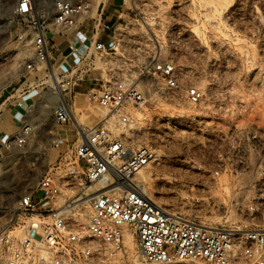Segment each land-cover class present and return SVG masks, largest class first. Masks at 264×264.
Here are the masks:
<instances>
[{
    "label": "rangeland",
    "instance_id": "374dc122",
    "mask_svg": "<svg viewBox=\"0 0 264 264\" xmlns=\"http://www.w3.org/2000/svg\"><path fill=\"white\" fill-rule=\"evenodd\" d=\"M35 2L37 15L50 25L54 0ZM114 3L118 5L119 0ZM143 3L146 5L126 18L129 25L124 32L122 57L109 56L94 62L101 70L94 71L93 76L129 81L146 95L144 105L127 109L131 126L126 130L115 127L114 116L109 122L112 131L130 144L155 150L156 161L141 174L140 181L158 206L207 228L235 234L264 232V171L251 173L255 184L249 183L248 175L243 179L229 173L218 179L213 175L223 164H247L254 159L253 154L264 155V0ZM14 10L15 0H0V107L24 83V64L34 53L29 23L17 17ZM154 34L160 39L156 49L152 44ZM152 52L172 62L181 80L205 91L199 106H189L183 90L167 101L152 95ZM41 89L30 95L39 100ZM78 101L81 103L82 98ZM9 103L0 111L3 141L16 132L10 121ZM100 110L93 105V110L86 111L76 125L90 128L113 115L102 110V117ZM31 121L41 127L25 149L8 152L0 148V233L19 220L20 198L37 188L60 157L47 133L54 126L51 110L35 113ZM64 130L69 145L74 146L79 141L75 126L70 124ZM247 133L262 137L249 143ZM65 152L66 144L61 150ZM102 188L67 189L62 199L86 202ZM251 205L259 211L249 212ZM76 212L72 221L85 227L79 221L82 214L89 223V203ZM128 254L134 259L126 263L138 264L136 245L133 251L128 248Z\"/></svg>",
    "mask_w": 264,
    "mask_h": 264
},
{
    "label": "built area",
    "instance_id": "2783aa9c",
    "mask_svg": "<svg viewBox=\"0 0 264 264\" xmlns=\"http://www.w3.org/2000/svg\"><path fill=\"white\" fill-rule=\"evenodd\" d=\"M115 1L54 0L51 24L46 25L36 13L35 0H15V15L28 22L33 33L34 53L24 64V83L2 103L0 111L9 101L41 87L39 103L31 114L51 110L54 126L47 133L60 157L37 188L20 198L19 220L0 233V264H127L134 259L128 254L129 236L136 243L138 264H264L263 231L235 234L207 228L166 211L147 196L140 177L156 161L154 149L115 135L110 118L90 128L76 125L88 111L83 109L82 116H76V107H82L85 100L116 116L115 127L122 130L132 124L127 109L147 101L129 81L92 75L101 70L94 63L98 59L122 57L129 25L126 18L146 5L143 0H120L122 11L114 19L110 9ZM159 42L154 34L155 49ZM160 58L161 54L152 52V95L167 101L183 90L185 102L199 106L205 91L181 80L176 66ZM70 124L79 138L74 146L69 145L64 130ZM40 127L38 122L22 120L10 139H0V148L8 152L25 149ZM246 135L249 143L262 137ZM65 144L67 152L61 153ZM253 158L256 163L249 159L242 165L223 164L213 175L216 179L223 173L240 179L248 175L249 183L255 184L251 173L264 171V155L253 154ZM97 185L104 190L77 202L80 207L89 203L90 209L89 223L80 227L72 221L77 215L76 201L62 199L63 192ZM258 211L254 205L249 207L251 213Z\"/></svg>",
    "mask_w": 264,
    "mask_h": 264
},
{
    "label": "crops",
    "instance_id": "0c3cea01",
    "mask_svg": "<svg viewBox=\"0 0 264 264\" xmlns=\"http://www.w3.org/2000/svg\"><path fill=\"white\" fill-rule=\"evenodd\" d=\"M121 11L122 10H121L120 0L118 5H116L115 3L112 4V7L110 9L112 18L115 19L117 14H119ZM63 49H65V46H63ZM9 102H10L8 105L10 107L9 114L11 115L10 121L12 122V125L14 126V130L16 131L22 120L24 119L31 120L32 117L31 110L38 105L39 100L31 96L30 94H27L20 99L12 100Z\"/></svg>",
    "mask_w": 264,
    "mask_h": 264
},
{
    "label": "bare ground",
    "instance_id": "6f19581e",
    "mask_svg": "<svg viewBox=\"0 0 264 264\" xmlns=\"http://www.w3.org/2000/svg\"><path fill=\"white\" fill-rule=\"evenodd\" d=\"M54 99H55V97H54ZM40 108H42L43 107V105H40L39 106ZM37 108V107H36ZM83 109H87V110H93V105L92 104H90L89 103V101L88 100H85L84 102H83V105H82V107H76V116L77 117H81L82 115V111H83ZM98 110V109H97ZM34 112V111H33ZM100 113H101V115H102V117H105V113H104V111H102V110H100ZM114 116H108V117H106V119H109L110 121H112V119H114L113 118ZM104 119V118H103ZM148 177V176H147ZM104 189H102V191H103ZM63 203V202H62ZM75 206H76V209H78V208H80V206H79V204H77V201L75 202ZM81 211V209H79L78 210V213ZM88 221V219L86 220V217H85V215H82L81 214V219H80V221H79V223L81 224V225H83V226H86V222ZM128 247H129V249L131 250V251H133L134 250V248H135V245H136V243H135V240H134V238L132 237V236H129V238H128Z\"/></svg>",
    "mask_w": 264,
    "mask_h": 264
}]
</instances>
